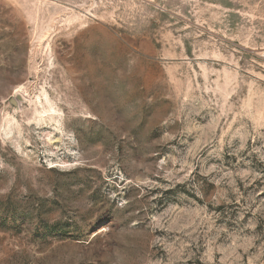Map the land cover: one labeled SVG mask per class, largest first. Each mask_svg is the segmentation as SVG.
Returning a JSON list of instances; mask_svg holds the SVG:
<instances>
[{
  "label": "rangeland",
  "instance_id": "1",
  "mask_svg": "<svg viewBox=\"0 0 264 264\" xmlns=\"http://www.w3.org/2000/svg\"><path fill=\"white\" fill-rule=\"evenodd\" d=\"M0 264H264V0H0Z\"/></svg>",
  "mask_w": 264,
  "mask_h": 264
}]
</instances>
